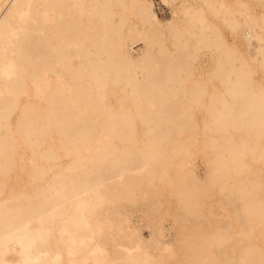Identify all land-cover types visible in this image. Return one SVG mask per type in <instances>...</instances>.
<instances>
[{
    "label": "bare ground",
    "instance_id": "6f19581e",
    "mask_svg": "<svg viewBox=\"0 0 264 264\" xmlns=\"http://www.w3.org/2000/svg\"><path fill=\"white\" fill-rule=\"evenodd\" d=\"M163 1L165 20L152 0H0V248L64 264L264 262V0ZM13 4L33 5L32 22L6 28L29 11Z\"/></svg>",
    "mask_w": 264,
    "mask_h": 264
},
{
    "label": "rangeland",
    "instance_id": "374dc122",
    "mask_svg": "<svg viewBox=\"0 0 264 264\" xmlns=\"http://www.w3.org/2000/svg\"><path fill=\"white\" fill-rule=\"evenodd\" d=\"M153 1V4H154V10L156 11L158 17H160L162 20H165V19H169L171 17V3L170 2H164L163 0H152ZM258 8H260L258 6ZM245 26V27H244ZM225 35H227L226 37L228 39H230L229 37H231L230 33H232L231 29L229 27H225ZM248 28V29H246ZM238 31L241 32L239 33L240 35V40L238 42H241L240 44L242 45V47H246L248 49V51H252V47L256 44V39L255 37L251 36L250 38H246V33L249 31V27H247L246 25L242 24L238 27ZM242 34V35H241ZM167 38H163L165 43L168 44L167 47L171 50H174L176 47V45L174 44H171V43H174L175 39H173V37L169 36V34L167 33ZM170 38V39H168ZM242 38H245L242 40ZM249 39V40H248ZM243 42H242V41ZM173 41V42H172ZM142 44H138V45H132L130 48L132 49L131 51L135 52L136 51V48H139ZM252 45V47H251ZM177 49V48H176ZM175 49V50H176ZM175 50L173 51L175 54H177V51L175 52ZM206 52V53H205ZM208 52V53H207ZM210 52H213V49L211 50V48H208V49H204V51L201 53V54H209L206 55V58H205V61L202 62L203 66L204 67H210V66H213L214 63H215V53H210ZM214 55V56H213ZM197 62V61H196ZM260 69V70H259ZM259 70V71H258ZM261 71H263L261 73ZM259 72V74L257 75V73ZM261 75V76H260ZM259 76V77H257ZM264 76V70L263 68L261 67H258L257 68V71L254 73V77L255 78H262ZM222 81L221 83L218 82V80ZM216 81V85H218L219 87H223L224 84L223 83V79L221 78H215L213 79ZM213 81V82H215ZM115 94H110V100L116 104L117 103V99H116V96ZM199 109H195L194 110V113L196 114V117L199 119L200 121V118H201V114H202V111L199 110ZM200 117V118H199ZM201 125V123H200ZM200 125H198L200 127ZM201 128H203V126H201ZM201 156L198 155V158L196 159L195 158V168L197 170V172L202 175V176H205V171L207 170V167H206V164L204 161V159L202 158H199ZM165 191H163L164 193ZM165 194H167V192H165ZM219 195H222V196H219ZM217 197L219 198H223L224 197V194L222 193H217ZM139 205V204H138ZM136 205L135 207H132L131 205H127L126 207V211L129 212L131 214V217L132 219L137 223V224H140L141 227H142V230H143V235L148 237L149 234H150V229L147 228L145 225L147 223V217H146V214H145V211L144 209L141 207V206H138ZM230 206V205H228ZM226 206V203H222L219 202V201H212V204L210 205V208H211V212L218 215V216H221L223 214H226V210L225 208L227 207V210L230 212V215L232 216L233 214V211H231L230 209H232L233 207H228ZM209 208V209H210ZM230 208V209H229ZM170 218V219H169ZM165 223H166V232H171L172 228H173V222L171 221V216L169 217ZM224 249L227 251L225 252L229 257H233L235 255V252H234V249H233V245H227L224 247Z\"/></svg>",
    "mask_w": 264,
    "mask_h": 264
},
{
    "label": "snow or ice",
    "instance_id": "6c2138e0",
    "mask_svg": "<svg viewBox=\"0 0 264 264\" xmlns=\"http://www.w3.org/2000/svg\"><path fill=\"white\" fill-rule=\"evenodd\" d=\"M12 7L13 9L27 8L29 11L21 12L19 15L12 14L10 18H6L3 22L6 28L13 29L15 25H24V24L32 22L31 9L33 5L13 4ZM260 54L264 56V29H262V33L260 37ZM34 243L35 242H33V244ZM73 243L75 242L73 241ZM81 243H87V241H84ZM11 254H18L22 258L21 259H9V256ZM69 254L71 255V250L69 251ZM33 255H34L33 245H28L27 247H25L24 245H21V250L19 253H17V249L15 247L6 246L4 248H0V264H64V261L60 258L59 255H57L52 260L40 259L39 257H37L36 259H33L32 258ZM105 264H107V262H105ZM262 264H264V262H262Z\"/></svg>",
    "mask_w": 264,
    "mask_h": 264
}]
</instances>
